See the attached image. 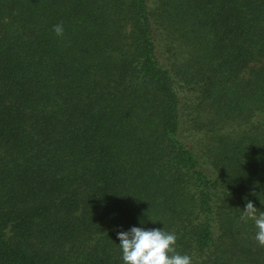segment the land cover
<instances>
[{
    "label": "trees",
    "instance_id": "trees-1",
    "mask_svg": "<svg viewBox=\"0 0 264 264\" xmlns=\"http://www.w3.org/2000/svg\"><path fill=\"white\" fill-rule=\"evenodd\" d=\"M248 201L264 0H0V264H124L133 226L192 264H264Z\"/></svg>",
    "mask_w": 264,
    "mask_h": 264
},
{
    "label": "clouds",
    "instance_id": "clouds-1",
    "mask_svg": "<svg viewBox=\"0 0 264 264\" xmlns=\"http://www.w3.org/2000/svg\"><path fill=\"white\" fill-rule=\"evenodd\" d=\"M53 31L57 37H62L63 24L54 25ZM240 219L245 223L249 219L254 221L257 228L255 240L264 247V211H259L253 202L248 201ZM117 236L124 264H192L189 255L176 252L175 232L133 226L128 231L118 232Z\"/></svg>",
    "mask_w": 264,
    "mask_h": 264
},
{
    "label": "rangeland",
    "instance_id": "rangeland-1",
    "mask_svg": "<svg viewBox=\"0 0 264 264\" xmlns=\"http://www.w3.org/2000/svg\"><path fill=\"white\" fill-rule=\"evenodd\" d=\"M205 115H203L202 117H204ZM227 128V130H229V126H225ZM196 138H198V141L202 144L201 145V148L202 146L207 142V140L205 139L204 136H195Z\"/></svg>",
    "mask_w": 264,
    "mask_h": 264
}]
</instances>
